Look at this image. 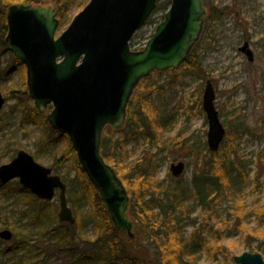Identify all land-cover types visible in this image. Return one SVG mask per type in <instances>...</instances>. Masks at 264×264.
<instances>
[{
	"label": "rangeland",
	"instance_id": "1",
	"mask_svg": "<svg viewBox=\"0 0 264 264\" xmlns=\"http://www.w3.org/2000/svg\"><path fill=\"white\" fill-rule=\"evenodd\" d=\"M72 1L69 19L58 26L56 35L87 3V0ZM165 1L161 0L160 3ZM21 2L29 1L16 3ZM50 2L47 6L54 9V2ZM203 8L202 33L195 44L200 59L198 68L189 70L182 66L175 69H153L141 77L132 94H143L147 104L152 105L151 113L166 124L157 132L156 147L150 148L151 153L157 150V180L172 176L170 164L183 160L185 168L179 178L186 183L189 182L197 163L195 157H191L189 161V144L195 140L206 142L208 124L202 110V94L206 79L212 81L215 90L214 104L226 129L220 146L221 151L214 156H224L228 165L237 169L241 176L238 177L232 201L227 200L209 214H200L198 210L191 214L197 221L208 224L205 227L209 234L208 240L211 241L210 247L216 251L213 256L204 250L196 256L195 264H237L233 257L243 251H249L246 247L248 243H264V0H204ZM55 11L57 12L56 7ZM164 13L161 4L158 7L156 4L155 10L134 33L131 42L136 41L135 45H143L164 18ZM211 13L218 16L212 17ZM245 40L253 51V61H248L238 50V46ZM12 63L13 58L8 53L0 56L1 67H9ZM22 68L20 66L18 69H12L7 81L0 80V91L4 95L7 93V100L0 111V163L9 161L17 150L25 149L32 153L38 162L51 166L58 156L65 153L69 140L62 136L56 144L52 142L56 135L46 120L51 108L46 105L34 112L27 82L22 89L24 93L8 96L10 88H20ZM125 123L126 117L120 127L106 124L104 129L109 127L106 130L112 132L111 136L117 137L119 142H124L125 153L128 154L126 162L131 163L148 145L143 136L134 139L127 135ZM71 161L72 157L67 158L58 170L53 172L70 180L74 179L75 168ZM70 180L66 181V189L68 187L73 194L76 183ZM16 186L14 180L0 186V229L7 227L18 236L20 226L19 222L15 223L14 220L20 217L25 223L26 212L29 213L30 207L36 208L37 205L42 207L44 213L54 212L57 216V196L42 205L33 200L20 186ZM67 199L75 221L65 222L70 225L66 230H69L70 236L73 237L77 230L79 214L88 209L93 211V206H76L68 196ZM89 199L93 201V196ZM34 208L32 211H35ZM77 208L78 212L75 211ZM47 223L45 220V224ZM234 223H239V231L232 229ZM131 224L132 231L133 223ZM194 226L193 223L187 224L184 234H189ZM209 226L218 233L213 234ZM24 227L25 225L23 230ZM84 229L82 234L92 235L94 226L92 228L89 223ZM37 231L34 229V237L39 236ZM13 237L16 238L12 236L9 240L0 239V245L7 248L15 244ZM216 239L221 241L217 243ZM54 255L55 264H76L63 249L56 250ZM261 255L264 258V252Z\"/></svg>",
	"mask_w": 264,
	"mask_h": 264
},
{
	"label": "water",
	"instance_id": "2",
	"mask_svg": "<svg viewBox=\"0 0 264 264\" xmlns=\"http://www.w3.org/2000/svg\"><path fill=\"white\" fill-rule=\"evenodd\" d=\"M155 3L156 0H88L56 38L58 19L50 6L11 4L6 12V47L25 64L29 95L39 109L53 104L46 119L68 136L113 224L126 230L130 237L133 233L126 216L128 193L100 153L102 130L106 124L118 128L124 123L129 97L141 77L153 69L176 68L187 58L203 25L202 0H171L164 19L144 47L131 50L129 40ZM239 50L247 60L254 59L247 41ZM214 98V87L207 79L202 108L208 122L206 142L212 151L219 147L225 134ZM5 101L0 91V110ZM184 168L183 160L169 166L175 177ZM13 178L41 199H51L58 188L57 217L74 223L61 177L24 149L0 164V183ZM0 238L11 239L12 231L1 229ZM234 261L264 264L260 253L249 251L234 256Z\"/></svg>",
	"mask_w": 264,
	"mask_h": 264
},
{
	"label": "trees",
	"instance_id": "3",
	"mask_svg": "<svg viewBox=\"0 0 264 264\" xmlns=\"http://www.w3.org/2000/svg\"><path fill=\"white\" fill-rule=\"evenodd\" d=\"M17 1H29L33 4L53 1L59 25L69 19L73 3L72 0H0V56L8 53L13 58V63L9 67L0 66V80L7 81L12 69L23 66L10 51H7L4 42L7 33L5 11L9 4ZM160 1H157V7L161 4V9L166 10L170 0H166L165 3ZM211 16L216 17L218 14L211 13ZM135 42H130V45L139 48L140 45L136 46ZM199 64L200 59L194 46L180 67L184 66L190 70L198 68ZM20 80V88L18 90L10 88L8 96L24 93L22 90L25 87L24 71ZM147 103L143 94H132L127 104L124 125L127 135L134 139L143 136L147 140L148 148L143 153L131 163H127L128 154L125 153L124 142L112 137V132L106 130L109 127L103 130L100 147L102 156L113 167L127 190L129 197L127 213L133 221L134 236L129 237L126 231L115 228L102 200L88 181L73 148L68 143L65 153L58 156L51 163V167L58 170L60 164L72 157L71 162L76 175L72 179L76 183L73 191L78 192L72 194L67 187V196L76 206L88 205L89 208L92 205L93 211L88 209L79 214L80 221L78 220L76 233L72 237L69 230H66L70 225L61 223L54 212L46 214L38 205L36 208L30 207L31 211L23 216L25 223L20 217L14 220L15 223L19 222L20 226L18 236L13 234L16 237H13L15 244L7 248L0 245V264H55L54 254L60 249H63L76 264H195L196 256L204 250L213 256L216 254L215 249L210 247L211 241L208 240L209 234L205 227L208 224L204 225L197 221L191 214L195 210L200 214H209L227 200L232 201L241 174L228 165L224 156H214L221 151V144L216 151H210L206 142L195 140L189 144L191 151L189 161L191 157H195L198 164L196 163L189 182L184 183L180 178L172 176L157 180L158 161L155 158L157 150L151 153L150 148L156 147L157 132L166 124L151 113L152 105ZM33 110L36 113L34 105ZM52 131L56 135L52 142L56 144L58 138L64 135ZM61 177L65 182L70 180ZM16 184L19 186L17 181ZM90 196H93V201H90ZM30 197L37 200L38 204L44 205L48 202L31 195ZM32 208L35 211H32ZM75 211L78 212L79 209ZM89 223L92 228L94 226L92 235L82 234ZM189 223L195 226L186 235L184 228ZM209 228L213 230V234L218 233L212 226ZM34 229L38 230L39 236H33ZM232 229L239 231V223H234ZM216 237L219 238V235ZM215 241L218 243L221 240ZM246 247L251 252H264V243L257 242L253 245L250 242Z\"/></svg>",
	"mask_w": 264,
	"mask_h": 264
},
{
	"label": "flooded vegetation",
	"instance_id": "4",
	"mask_svg": "<svg viewBox=\"0 0 264 264\" xmlns=\"http://www.w3.org/2000/svg\"><path fill=\"white\" fill-rule=\"evenodd\" d=\"M250 46V45H249ZM239 50V49H238ZM240 51V50H239ZM241 52V51H240ZM242 53V52H241ZM243 54V53H242ZM244 55V54H243ZM10 181H8V182H6V183H9ZM5 184H3V183H0V186H4ZM24 189V188H23ZM24 190H26V189H24ZM27 191V190H26Z\"/></svg>",
	"mask_w": 264,
	"mask_h": 264
},
{
	"label": "bare ground",
	"instance_id": "5",
	"mask_svg": "<svg viewBox=\"0 0 264 264\" xmlns=\"http://www.w3.org/2000/svg\"><path fill=\"white\" fill-rule=\"evenodd\" d=\"M179 177H180V175H179V176H177V177H175V176H174V178H179Z\"/></svg>",
	"mask_w": 264,
	"mask_h": 264
}]
</instances>
